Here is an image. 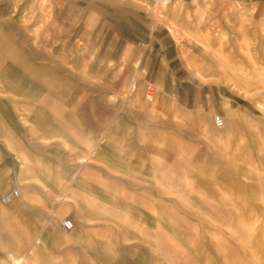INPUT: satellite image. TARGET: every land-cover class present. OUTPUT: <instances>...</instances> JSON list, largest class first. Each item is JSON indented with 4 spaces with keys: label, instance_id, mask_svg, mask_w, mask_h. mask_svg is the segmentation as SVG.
I'll list each match as a JSON object with an SVG mask.
<instances>
[{
    "label": "rangeland",
    "instance_id": "374dc122",
    "mask_svg": "<svg viewBox=\"0 0 264 264\" xmlns=\"http://www.w3.org/2000/svg\"><path fill=\"white\" fill-rule=\"evenodd\" d=\"M216 49L264 68V0H0V264H264V83Z\"/></svg>",
    "mask_w": 264,
    "mask_h": 264
},
{
    "label": "bare ground",
    "instance_id": "6f19581e",
    "mask_svg": "<svg viewBox=\"0 0 264 264\" xmlns=\"http://www.w3.org/2000/svg\"><path fill=\"white\" fill-rule=\"evenodd\" d=\"M151 9H153V8H151ZM202 11V10H201ZM163 12V11H162ZM202 13V12H201ZM168 25L171 27V28H173L174 30L175 29H177L178 28V24L175 22V21H173V20H170V22L168 23ZM204 35V34H203ZM195 36L196 37H202L203 38V36L199 33V31L198 32H195ZM208 37H209V34H208ZM206 38V37H205ZM6 39V38H5ZM204 39V38H203ZM203 39H200V40H198L200 43H203L204 44V47L206 48V50H208V51H210L213 47H212V41L209 39V40H207V41H205V39L203 40ZM229 46V45H228ZM239 47V46H238ZM220 49H222L221 47H220ZM218 50V49H216V50H218V51H214L213 52V57H214V60H212V59H207L205 62H201V59H199V57L198 56H196V57H194L193 58V60H194V62L193 63H191V65H190V70L191 71H193L194 70V67H193V65L199 70V69H205V70H208L209 72H218V71H222V72H224L225 74H224V76L226 75V74H228L229 75V72H228V69H229V67H230V63L233 61V59L234 60H239V62L242 64V65H244V66H248V65H251V64H253V65H257V61H253V62H251L252 60L251 59H248V58H243L244 60L242 61L241 60V57L239 58V56L237 57V55L235 56L234 55V57L232 56V58H231V56L230 55H232V54H229V56H228V54H226V56H223V51L222 50ZM224 49H225V47H224ZM206 50H205V52H206ZM213 50V49H212ZM233 50V49H232ZM207 51V52H208ZM235 51V50H234ZM233 51V52H234ZM232 51H230V53H231ZM247 63V64H246ZM242 70V69H241ZM196 72V71H195ZM198 72V71H197ZM196 72V73H197ZM214 72V73H215ZM199 74V73H198ZM258 81H260V82H263L264 83V68H260V67H257L256 66V68H255V73H253L252 74ZM201 76V75H200ZM202 76H203V74H202ZM223 76V75H222ZM20 80V79H19ZM207 80V79H206ZM6 81V80H5ZM232 82V81H231ZM6 83V82H5ZM235 85V84H234ZM237 87V86H236ZM19 88V87H18ZM31 90V89H30ZM255 90V89H254ZM24 91V90H23ZM240 92V91H239ZM246 94H247V92H246ZM151 95V94H150ZM250 97V96H249ZM261 107V106H260ZM262 110H263V108H262ZM165 140H166V138H165ZM164 141V140H163ZM170 144V143H169ZM175 144V143H174ZM177 144V143H176ZM223 194V196H222V198L224 199V197L226 196V194H224V193H222ZM226 197H228V196H226ZM13 256V255H12ZM13 258V262H14V264H23L24 262H25V258L24 257H12Z\"/></svg>",
    "mask_w": 264,
    "mask_h": 264
},
{
    "label": "crops",
    "instance_id": "0c3cea01",
    "mask_svg": "<svg viewBox=\"0 0 264 264\" xmlns=\"http://www.w3.org/2000/svg\"><path fill=\"white\" fill-rule=\"evenodd\" d=\"M173 1V0H172ZM176 1H178V3H180V6H181V2L183 1V0H176ZM246 1H260V2H262L263 0H246ZM181 8L179 7V8H177L176 10H173V12L175 13V16H176V20H177V18H178V16H179V14H180V10ZM178 21V20H177ZM149 38H151L150 36H149ZM134 42H132V41H130V40H126V43H124V46H123V49H125L126 47H127V45H132ZM150 43H146L145 41L144 42H142V43H140V45H142V46H144V45H149ZM136 50H139V48L138 49H136ZM161 50H163V49H161ZM146 52H149V53H152V49L151 48H149V47H147L146 48V50H145V53ZM164 57L165 56H167V54H166V52H165V50H164ZM130 54V49L128 48V49H126V51L124 52V54H123V56H122V59L124 60V59H126V57L128 56ZM158 55L157 56H159V55H161L160 57H162L163 58V54H161L160 52H158L157 53ZM171 59H173V58H171ZM151 62H152V58H150V62L148 63V69L150 68V66H151ZM156 71H159V67H158V70L156 69ZM112 119H113V117L111 118V120L109 121V122H111L112 121ZM95 122L96 123H99V124H101L103 121H102V119H98V118H96L95 119ZM2 156H3V154H2V152L0 151V161H2ZM39 171H43V170H39ZM47 173L45 174L46 175V179H47V182L48 183H46V186L47 187H50V174H48V171L49 170H45ZM1 174H3V170L1 169V167H0V175ZM46 181V180H45ZM7 187V184H6V182H4V181H2L1 183H0V191H2L3 189H5ZM10 191V190H9ZM8 191V192H9ZM8 192H6V193H8ZM5 193V194H6ZM4 209V208H3ZM5 211V210H4ZM4 214H6L7 215V212L5 211L4 212ZM73 220V219H72ZM73 222H74V220H73ZM61 225H62V222H61ZM63 227V226H62ZM65 230V229H64ZM65 231H67V230H65ZM8 254H9V256L11 257V260H12V264H13V258L12 257H23V256H16L15 254H13L12 252H10V251H8ZM13 255V256H12Z\"/></svg>",
    "mask_w": 264,
    "mask_h": 264
},
{
    "label": "built area",
    "instance_id": "2783aa9c",
    "mask_svg": "<svg viewBox=\"0 0 264 264\" xmlns=\"http://www.w3.org/2000/svg\"><path fill=\"white\" fill-rule=\"evenodd\" d=\"M153 4H156V5H162V6H165L167 5L171 0H150ZM153 89V84L152 83H149L147 85V95L149 94V92ZM214 125L217 127V128H222L224 127L225 125V120L224 118L221 116V115H215L214 116ZM19 195V190L18 189H12L11 191H9L8 193H6L3 198H2V201L4 203H10L12 202L17 196ZM62 226L65 230L67 231H70L73 229L74 227V222L72 219L70 218H64L62 220Z\"/></svg>",
    "mask_w": 264,
    "mask_h": 264
}]
</instances>
